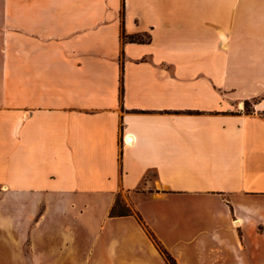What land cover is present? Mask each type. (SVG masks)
I'll return each mask as SVG.
<instances>
[{
    "label": "crops",
    "instance_id": "crops-1",
    "mask_svg": "<svg viewBox=\"0 0 264 264\" xmlns=\"http://www.w3.org/2000/svg\"><path fill=\"white\" fill-rule=\"evenodd\" d=\"M151 233L264 264V0H0V264H169Z\"/></svg>",
    "mask_w": 264,
    "mask_h": 264
},
{
    "label": "trees",
    "instance_id": "trees-1",
    "mask_svg": "<svg viewBox=\"0 0 264 264\" xmlns=\"http://www.w3.org/2000/svg\"><path fill=\"white\" fill-rule=\"evenodd\" d=\"M117 207H118V199L110 211L111 216H125V215H131L132 214V212L128 208H122L120 210H117ZM138 216H139V219L142 220L141 216L140 215H138ZM152 237L155 240L160 251L166 257L169 264H176V261L171 257V255L166 251V249L160 244V242L154 237L153 234H152Z\"/></svg>",
    "mask_w": 264,
    "mask_h": 264
},
{
    "label": "rangeland",
    "instance_id": "rangeland-1",
    "mask_svg": "<svg viewBox=\"0 0 264 264\" xmlns=\"http://www.w3.org/2000/svg\"><path fill=\"white\" fill-rule=\"evenodd\" d=\"M246 109L247 110H250L249 103L246 105ZM154 176H155V174L153 172H150V173H148L146 179H154ZM122 208H128L134 214L133 209L126 203L124 197L120 195L118 197V207H117V210H120Z\"/></svg>",
    "mask_w": 264,
    "mask_h": 264
},
{
    "label": "bare ground",
    "instance_id": "bare-ground-1",
    "mask_svg": "<svg viewBox=\"0 0 264 264\" xmlns=\"http://www.w3.org/2000/svg\"><path fill=\"white\" fill-rule=\"evenodd\" d=\"M130 140V139H129Z\"/></svg>",
    "mask_w": 264,
    "mask_h": 264
}]
</instances>
